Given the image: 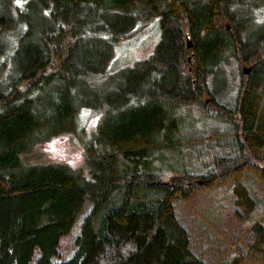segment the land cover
Wrapping results in <instances>:
<instances>
[{"label": "trees", "instance_id": "1", "mask_svg": "<svg viewBox=\"0 0 264 264\" xmlns=\"http://www.w3.org/2000/svg\"><path fill=\"white\" fill-rule=\"evenodd\" d=\"M263 8L264 0H0V264H206L176 215L174 190L160 182L158 157L184 149L182 118L223 122L233 148L196 176L204 186L230 182L237 209L259 211ZM150 12L162 29L155 51L112 70L115 44ZM81 107L103 110L93 136L80 139L85 166L23 167L34 142L79 132ZM87 200L75 252L57 261ZM252 222L236 264L264 261V219Z\"/></svg>", "mask_w": 264, "mask_h": 264}, {"label": "rangeland", "instance_id": "2", "mask_svg": "<svg viewBox=\"0 0 264 264\" xmlns=\"http://www.w3.org/2000/svg\"><path fill=\"white\" fill-rule=\"evenodd\" d=\"M148 14L150 15L140 21L128 37L115 44L110 63L112 70L136 65L155 51L162 36L160 15L155 12ZM255 26L264 27V13L258 15ZM242 72L246 74L243 70ZM102 112L103 110L96 108L81 107L76 118V130L79 132H66L43 142H34L30 149L21 154L22 166L54 162L67 163L72 167L85 166L84 149L80 139L83 137L87 140L93 136ZM180 128L182 137H187L188 142L183 144L184 149L181 148L179 152V147L171 148L158 157V166H162L164 173L160 182H164L176 194V215L189 231L191 249L206 264H236V257H240L248 248L254 223L252 221L264 219V196L260 193H264V185L253 192L256 199L260 198L259 211L252 216L247 213L243 215L237 209L230 182L222 181L212 186H204L201 185L202 180L196 176L207 173L213 167L212 154L228 150L224 149L227 144L233 148L231 128L224 126L223 122L220 125V121L213 118H182ZM221 133L223 136L219 135ZM148 188L156 187L150 185ZM91 206L92 201L87 200L69 233L62 237L59 255L54 258L57 261L68 260L73 256L76 237L80 234L81 224ZM244 264H264V261H247Z\"/></svg>", "mask_w": 264, "mask_h": 264}, {"label": "water", "instance_id": "3", "mask_svg": "<svg viewBox=\"0 0 264 264\" xmlns=\"http://www.w3.org/2000/svg\"><path fill=\"white\" fill-rule=\"evenodd\" d=\"M188 45H189L190 47L192 46V41H191L190 39L188 40ZM250 70H251V68H248V67H245V68H244V72H245V73H249Z\"/></svg>", "mask_w": 264, "mask_h": 264}, {"label": "snow or ice", "instance_id": "4", "mask_svg": "<svg viewBox=\"0 0 264 264\" xmlns=\"http://www.w3.org/2000/svg\"><path fill=\"white\" fill-rule=\"evenodd\" d=\"M21 2V0H17V3H20Z\"/></svg>", "mask_w": 264, "mask_h": 264}]
</instances>
